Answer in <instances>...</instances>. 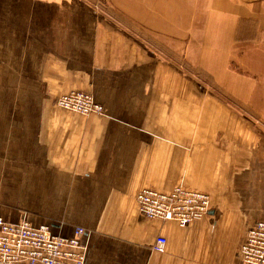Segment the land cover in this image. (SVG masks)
<instances>
[{"label":"crops","instance_id":"obj_1","mask_svg":"<svg viewBox=\"0 0 264 264\" xmlns=\"http://www.w3.org/2000/svg\"><path fill=\"white\" fill-rule=\"evenodd\" d=\"M187 1L112 0L264 123V0H189V39ZM138 29L87 0H0V216L68 237L85 228L86 264H245L264 222V132L213 117L227 107ZM72 90L103 111L59 107ZM180 183L211 195L207 216L182 228L141 215V188Z\"/></svg>","mask_w":264,"mask_h":264},{"label":"built area","instance_id":"obj_2","mask_svg":"<svg viewBox=\"0 0 264 264\" xmlns=\"http://www.w3.org/2000/svg\"><path fill=\"white\" fill-rule=\"evenodd\" d=\"M56 104L82 115L103 111L91 93L79 90L60 95ZM136 201L144 218L174 221L179 227L203 219L213 204L208 192L182 183L167 191L143 187ZM85 233V228L77 227L72 237L62 236L55 234L49 225L33 226L28 221L10 223L0 216V264H86L87 251L81 243ZM166 246L167 239L160 235L152 249L163 254ZM241 257L245 264H264V222H257L248 231Z\"/></svg>","mask_w":264,"mask_h":264},{"label":"rangeland","instance_id":"obj_3","mask_svg":"<svg viewBox=\"0 0 264 264\" xmlns=\"http://www.w3.org/2000/svg\"><path fill=\"white\" fill-rule=\"evenodd\" d=\"M97 11L106 13V15L113 20L121 22L124 26L132 29H138L139 32L144 33V38H149V40L153 41L154 46L157 50L160 51L162 55L167 57L173 66L177 67L178 69L184 71L189 77L197 80L200 85L207 91H212L219 100L227 107L226 109L218 108L219 115H213V117L217 118H238L242 115L251 119L256 125L255 128L262 129L264 132V123H262V117L257 113L256 110L245 104L238 99L236 95L232 93H227L222 88H217L216 85L212 84L210 80H208L204 75H201L193 66H191L188 62H186L181 55L178 54L175 48L167 47L162 41H159L158 38L153 37L151 33H147L146 30L140 29L138 27L137 22L131 18L130 14H124L120 10L116 9L112 0H87ZM183 6V5H182ZM187 8V22H188V32L187 38L190 37V29L192 28L193 24H198L199 17L195 14L193 6L189 3V0L185 4ZM196 24V25H197ZM195 25V26H196ZM196 28V27H195ZM156 32V30H155ZM140 33V34H141ZM206 92L202 93L203 96H206ZM202 96V97H203ZM230 108V109H229ZM252 125V129L254 128ZM226 125L219 126V133L220 135L224 134H231V130ZM251 129V132L253 130ZM241 133L243 132L242 129L240 130ZM212 198V197H211ZM157 220V219H153ZM183 228V227H182Z\"/></svg>","mask_w":264,"mask_h":264}]
</instances>
